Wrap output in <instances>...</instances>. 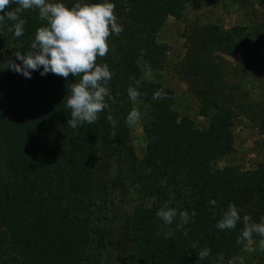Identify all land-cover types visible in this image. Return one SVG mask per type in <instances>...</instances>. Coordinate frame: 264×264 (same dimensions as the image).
<instances>
[{
    "label": "trees",
    "instance_id": "obj_1",
    "mask_svg": "<svg viewBox=\"0 0 264 264\" xmlns=\"http://www.w3.org/2000/svg\"><path fill=\"white\" fill-rule=\"evenodd\" d=\"M188 1L198 0H110L123 31L108 38L109 52L97 63H107L113 74L109 88L116 103H107L115 126L107 120L108 109L92 124L75 129L67 125L71 110L64 97L79 78L41 76V67L28 79L9 68V60L21 63L14 52L29 50L36 29L46 24L38 10L19 14L26 21L20 37L8 31L13 21L0 23L2 264H197L198 252L205 247L210 254L199 264H216L221 254L224 261L239 254L242 225L234 230L215 225L229 203L241 210V217L260 221L264 162L250 171L215 164L233 151L232 108L245 114L251 108L225 99L232 87L223 76L231 64L222 56H240V66L255 58L264 44V11L243 34L242 27L227 32L212 23L189 27L180 71L187 76L189 92L200 100L199 112H212L208 127L195 129L190 119H178L172 111V90L147 82L139 67L140 56L162 52L155 32L167 15H180ZM63 2L71 7L77 0ZM17 6L12 3L7 10ZM136 80L138 99L148 87L150 96L158 89L167 93V98L152 101L140 160L125 123L134 107L127 88ZM252 116L248 118L256 122ZM258 128L263 134L264 124ZM119 191L130 200L125 208L116 202ZM169 200L178 212L195 211V222L178 229L177 216L164 225L156 213ZM210 200L216 201L214 207Z\"/></svg>",
    "mask_w": 264,
    "mask_h": 264
},
{
    "label": "clouds",
    "instance_id": "obj_2",
    "mask_svg": "<svg viewBox=\"0 0 264 264\" xmlns=\"http://www.w3.org/2000/svg\"><path fill=\"white\" fill-rule=\"evenodd\" d=\"M15 3L18 5L14 10H7ZM23 10H38L39 19L46 21V24L36 29L34 40L29 50L25 52L15 51V60H9V68L14 72L22 74L30 79L31 73L41 69V76L52 73L65 79L72 76L79 78L70 86V94H67L66 107L71 110L67 125L75 129L84 123L92 124L98 120V114L109 110L107 120L115 126L111 110L107 101L116 103L112 96L109 82L112 79V72L107 63H97L98 58H104L109 52L108 38L115 34L119 36L123 26L118 23L115 14V4L110 0H102L98 3H86L77 0L71 7H68L63 0H0V23L5 19L13 21L8 31L14 32L15 37L24 34L26 21L21 19L19 14ZM21 47H18L19 49ZM135 86L130 84L127 88L129 100L135 105L141 93L138 91L140 81L136 80ZM167 98L163 89H158L152 96L153 100ZM141 119V112L138 107H133L126 117V124L135 125ZM171 201H167L159 207L157 216L164 225H171L173 220L179 216L177 228H182L190 221L195 222L196 212L191 214L187 210L179 211L170 207ZM209 204L216 205L215 200ZM240 209L229 203L227 210L223 211L221 219L215 227L219 230H234L237 225H242L240 240L252 242L256 234L259 240V248L264 250V217L259 222H254L250 215H240ZM159 235V233H157ZM170 236V232L165 233ZM195 248V245H193ZM243 251H254L251 247H245ZM210 254V249L205 247L198 252V261L205 260ZM219 260H224L221 254Z\"/></svg>",
    "mask_w": 264,
    "mask_h": 264
},
{
    "label": "rangeland",
    "instance_id": "obj_3",
    "mask_svg": "<svg viewBox=\"0 0 264 264\" xmlns=\"http://www.w3.org/2000/svg\"><path fill=\"white\" fill-rule=\"evenodd\" d=\"M83 2L98 3L94 0ZM263 11L264 4L260 0H198L186 2L180 15L166 16L154 34V41L161 46L162 52L154 50L158 54H152L151 58L140 56L139 67L147 82L172 90L171 109L178 119L187 117L193 122V128L204 129L208 127L212 113L203 115L199 112L200 100L189 92L187 76L184 77L180 71L188 49L189 27L212 23L227 32H231L233 27H242L239 31L245 29L241 32L243 34L249 31L248 25L252 23L251 20H256L257 15ZM113 36L116 38L115 34H112L110 39H113ZM222 57L231 64V68L227 67L229 72L223 76L232 87L227 90L226 93L229 94L225 95V99L232 105L242 103L243 108L245 106V109L247 106L251 108L248 114L237 107L232 108L233 151L218 159L215 164L220 168L235 166L239 171H250L264 162V133L261 134L258 128V125L264 124V44L255 58L246 62L244 66L239 65L240 56L230 57L224 54ZM236 65L238 67L234 68ZM150 90L151 87H148L146 95L139 98L134 105L141 112V119L133 126L126 124L129 129V142L139 160L144 156L148 139L143 131V125L150 118L154 101L150 96ZM248 115H253L256 122H252ZM103 155L101 150L99 157L102 158ZM126 201V196L119 191L116 202L125 208L130 200ZM146 203L149 204V199ZM260 239L261 237L257 235L250 244L248 241L241 242L242 249L239 254L222 262L217 260L216 264H264V250L259 248ZM245 247H251L254 251H243ZM2 257L0 254V258Z\"/></svg>",
    "mask_w": 264,
    "mask_h": 264
}]
</instances>
